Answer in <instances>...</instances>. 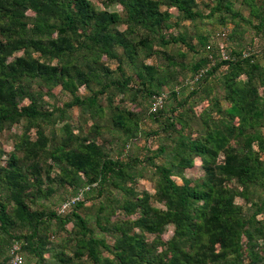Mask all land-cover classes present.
Segmentation results:
<instances>
[{
    "label": "trees",
    "instance_id": "1",
    "mask_svg": "<svg viewBox=\"0 0 264 264\" xmlns=\"http://www.w3.org/2000/svg\"><path fill=\"white\" fill-rule=\"evenodd\" d=\"M112 4L122 13L98 10L89 0H0V132L21 124L6 165L0 164L4 238L18 243L34 264H264V97L258 92L264 93V66L251 54L210 67L207 56L199 58L190 66L197 80L187 98L178 100V91L170 90L175 106L163 130L172 146L147 150L143 161L112 158L96 142L97 121L108 118L124 132V142L133 138L139 117L126 107V98L153 97V104L160 99L153 112L160 115L166 96L159 91L177 80L182 66L166 48L193 49L183 36L166 38L162 30L170 28V15L161 8H174L183 20L201 17L195 0H105L107 7ZM230 7L228 0H214L209 15L231 12ZM258 19L262 29L264 9ZM200 41L206 47V38ZM18 51L22 54L10 60ZM152 56L165 61L161 68L141 62ZM106 61L116 62L118 76ZM125 63L133 66L137 86H130ZM224 65L226 108L203 86ZM58 87L69 96L61 107L45 99ZM80 88L88 95H79ZM197 98L206 104L196 117L192 106L184 107ZM73 108L80 113L77 125L68 121ZM89 119L93 124L86 130ZM160 158L165 160L158 165ZM196 158L203 176L192 182L183 172ZM146 166L158 176L153 194L136 188ZM54 184L84 185L95 193L99 201L91 223L101 236L79 212L84 200L64 215L41 208L39 201L54 193ZM237 197L243 206L235 203ZM168 227L172 235L163 242ZM61 233L65 238L56 241ZM8 261L9 256L1 263Z\"/></svg>",
    "mask_w": 264,
    "mask_h": 264
},
{
    "label": "rangeland",
    "instance_id": "2",
    "mask_svg": "<svg viewBox=\"0 0 264 264\" xmlns=\"http://www.w3.org/2000/svg\"><path fill=\"white\" fill-rule=\"evenodd\" d=\"M98 10H107L122 13V8L118 4H112L108 7L105 5V0H89ZM231 4V12L236 14L237 17H233L231 12H223V14H214L209 15V9L213 6L214 0H195L196 6L194 10L198 11L201 17L189 21L183 20L177 13L174 8L162 7V11H167L170 15V28L163 29L162 32L166 38L171 34L173 36H183L188 44L191 45L193 49H187L184 45L181 44H171L166 48V52L169 56L173 57L175 61L182 62V66L177 67V80L171 81L167 87H163L159 93L166 96L163 111L160 115L154 117L153 112L155 111L153 106V100L148 97L137 96L134 100L131 97L126 98L125 103L127 108L134 110L138 114V131L133 138L124 142L126 135L124 132L114 128L111 125V122L108 118L98 120V124L101 127V136L96 138L98 144H102L109 155L112 158L119 157L123 161L130 160L136 157L139 160L143 161V158L147 154V150H156L159 146L167 145L168 147L172 146L171 140L167 138V133L164 131L163 126L166 124V118L169 117L172 108L175 106V100L170 95V90L173 88L178 91L177 99L181 100L187 98L189 92L196 87L195 81L197 80L196 75L190 71V66L192 63L197 61L199 58L207 56L210 60L208 67L215 64L216 61L225 60L226 57L236 58L239 54H242L245 57H248L250 54L253 55L254 61L264 66V37L260 34L259 15H261L262 10L264 9V0H228ZM28 16H33L32 13L27 12ZM258 15V17L256 16ZM254 27H257L256 30ZM120 30L124 29V26L119 27ZM264 30V27L261 29ZM206 38V47L201 46L200 38ZM154 49H158L154 47ZM209 49V50H208ZM224 51V52H223ZM121 54L120 50L118 51ZM231 53V55H230ZM22 54L21 51H18L13 54L10 58L13 59ZM141 62L147 65H155L156 68H161L164 64V60L158 58L157 56H152L150 58L142 57ZM140 63V62H139ZM110 70L114 71V77L118 76L116 69V62L106 61L105 64ZM182 67V68H181ZM124 71L127 75L132 77L130 86H137V82L134 79L133 71L134 68L131 64H123ZM202 72H204L202 70ZM229 73V67L227 65L221 66L212 77H209L206 80L207 86L211 90L209 97H217L220 101V104L223 108L227 107L225 101H223V85L222 77ZM240 79L245 81V76L241 75ZM259 94L264 97L263 89H258ZM53 98H45L50 102V104H55L59 107L62 106L64 102L69 100V96L62 92L60 88H55L52 91ZM79 95L86 96L88 92L84 88H80ZM130 98V99H129ZM204 98H197L189 100L188 106H192V112L197 117L201 108H203L206 102L203 101ZM101 105L106 106L105 97L101 98ZM183 108V109H184ZM182 111V109H181ZM79 110L73 108L69 111L68 121L73 125H77L79 121ZM108 114V113H107ZM86 130L91 127L93 122L89 119L86 123ZM193 127H196V123L193 121ZM21 124L12 126L11 128H6L0 132V164L2 166L6 165L7 153L10 152L13 148V140L15 135L20 134ZM264 133V127L262 128ZM186 135H190L192 138H196L195 134H191V131H186ZM172 136V135H171ZM165 158L157 159L156 164L160 165L164 162ZM142 176L136 184L138 191H147L150 194L155 192V186L158 179L156 171L152 166H146L142 169ZM203 170L201 168V162L198 158L194 160V165L192 168L187 169L183 172V177L185 179L191 180L192 182L197 181L202 178ZM172 179L177 183L181 184V179L177 177H172ZM95 186V185H93ZM54 193L47 199L42 198L39 201L41 208H49L50 210L56 211L60 215H64L71 211L74 204L71 208L62 212V206L69 201L76 200L80 202L84 200V208L80 209L79 212L89 221L88 227L93 228L97 236L101 234L95 229L92 225V214L91 209L95 208L97 205L98 199H95V193H87V186H78L70 187L68 185L64 187H58L56 184L53 185ZM259 192V189H255ZM114 195L118 198L120 197L119 193ZM235 203L237 205H244V202L241 198H235ZM155 206H160L158 204H153ZM244 211H247L244 206ZM118 218H123L119 215ZM93 218V217H92ZM66 230L70 231L73 229L72 224H67L65 226ZM172 235V227H168L166 232L161 236L163 242H166L170 239ZM65 233H61L59 237L56 238V241H60L61 238H65ZM3 238V239H2ZM149 241H153L152 236H147ZM108 243L112 241L107 238ZM10 239L4 238V235L0 231V264L5 259L8 258L10 250L13 246ZM69 248V247H68ZM67 248V254L69 255V249ZM59 250V249H57ZM23 259V264H34V260L27 257L25 253H20ZM103 256H109L108 253H104ZM83 264H88L87 262Z\"/></svg>",
    "mask_w": 264,
    "mask_h": 264
},
{
    "label": "built area",
    "instance_id": "3",
    "mask_svg": "<svg viewBox=\"0 0 264 264\" xmlns=\"http://www.w3.org/2000/svg\"><path fill=\"white\" fill-rule=\"evenodd\" d=\"M224 59L226 60L227 58L225 57ZM161 104H162L161 100L157 99L153 104L154 109H156L157 107H160ZM75 201L72 200V201L66 202L62 206L61 211L64 212V211L68 210L69 208H71L72 204H74ZM19 251H20V245L18 243H14L11 250H10V253H9L8 264H23V259H22V256L20 255Z\"/></svg>",
    "mask_w": 264,
    "mask_h": 264
}]
</instances>
